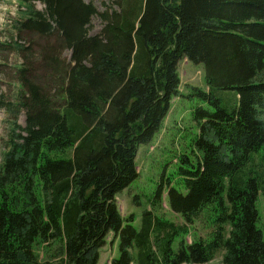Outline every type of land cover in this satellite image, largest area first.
<instances>
[{"label": "trees", "instance_id": "trees-1", "mask_svg": "<svg viewBox=\"0 0 264 264\" xmlns=\"http://www.w3.org/2000/svg\"><path fill=\"white\" fill-rule=\"evenodd\" d=\"M107 1L99 12L85 0H22L10 44L23 59L19 90L0 100L12 120L0 165V264H97L109 233L120 238L111 264H204L220 249L223 264H264V0ZM95 15L103 24L92 35ZM24 32L44 41L22 43ZM183 58L203 64L209 87L189 94L200 102L199 133L176 163L182 188L167 181L185 224L146 210L138 229L116 195L138 176V149L168 114ZM260 150V173L246 171ZM209 208L211 238L174 252L175 236Z\"/></svg>", "mask_w": 264, "mask_h": 264}, {"label": "rangeland", "instance_id": "rangeland-1", "mask_svg": "<svg viewBox=\"0 0 264 264\" xmlns=\"http://www.w3.org/2000/svg\"><path fill=\"white\" fill-rule=\"evenodd\" d=\"M85 1L92 3L99 12L105 10L108 2L107 0ZM21 3L22 0H0V100L15 101L19 90V83L14 73L16 72L15 66L22 64L23 59H21L14 46H10V44L12 43L15 21L23 17L22 12L26 11ZM34 5L38 10L45 9L44 4L40 1H36ZM102 24V20L98 15L93 16L90 34H98ZM31 38L34 39L35 46L36 44L41 45L44 41L40 35L28 36L25 32L20 35L18 40L20 39L22 43L27 44L25 41L31 42ZM64 56L69 59L71 52L66 50ZM41 73L42 71H39L40 75ZM178 73L180 77L178 93L172 97L170 109L161 128L154 135L151 142L142 144L138 149L136 157L138 176L131 181L128 187L116 195L117 204L123 218L128 220L130 216H134V221L131 224L138 229L142 226L143 214L146 210H150L154 216L175 225L185 224L182 214L173 211L170 207L167 181L171 179L173 185L182 188V185L179 184L182 179L178 174L176 163L181 154L190 153L193 136L199 133V124L194 120L193 111L196 106L200 105V102L197 99L190 98L189 94L193 88L208 90L209 87L203 64H195L187 58H183L178 64ZM224 95L234 98L233 93H225ZM10 117L8 111L4 107H0V165L3 154L7 149V140L12 126ZM18 123L20 125L25 124L23 111L18 115ZM261 152L262 150H260V153L253 155V161L246 166V171L251 169L257 171L258 174L260 173ZM162 181L165 187L161 196L157 198V191ZM262 186L257 207L259 211L258 226L264 234V183ZM214 217V213L210 208L203 210L194 222L188 226L187 232H179L175 236L172 244L174 252H178L181 241L190 244L195 240L210 239L215 227ZM119 243L120 238L115 239L114 233H109L106 244L99 250L97 264H111V261L120 254ZM133 253L136 254V251ZM223 254V249L216 251L212 259L204 264H223ZM133 264H137L136 261Z\"/></svg>", "mask_w": 264, "mask_h": 264}]
</instances>
